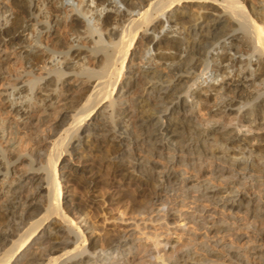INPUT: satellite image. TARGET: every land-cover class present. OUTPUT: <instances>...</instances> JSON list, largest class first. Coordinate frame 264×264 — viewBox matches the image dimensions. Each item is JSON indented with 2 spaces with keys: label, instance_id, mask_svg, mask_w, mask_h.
Here are the masks:
<instances>
[{
  "label": "bare ground",
  "instance_id": "obj_1",
  "mask_svg": "<svg viewBox=\"0 0 264 264\" xmlns=\"http://www.w3.org/2000/svg\"><path fill=\"white\" fill-rule=\"evenodd\" d=\"M8 112L0 264H264L260 246L225 242L223 255L205 259L148 231L146 220L125 233L93 209L117 177L140 191L116 202L149 222L264 239V0H0V113ZM84 149L108 173L73 165ZM176 165L197 177L182 178ZM62 177L85 198L63 192ZM186 198L190 212H170ZM204 202L241 212L236 228L209 219ZM156 203L164 214L151 217ZM134 230L144 237L130 238Z\"/></svg>",
  "mask_w": 264,
  "mask_h": 264
},
{
  "label": "rangeland",
  "instance_id": "obj_2",
  "mask_svg": "<svg viewBox=\"0 0 264 264\" xmlns=\"http://www.w3.org/2000/svg\"><path fill=\"white\" fill-rule=\"evenodd\" d=\"M71 1H73L74 3L77 2V0H65V3L68 4ZM7 6L11 7L9 4H7ZM67 9H68V7H67ZM60 28L58 30L60 32L59 35L61 36V38L63 40L65 39L64 40L65 42L70 43L72 40V37H70L71 31L67 27H64V26H62ZM49 40H50V38H48V36L45 38V35H42V41L43 42H46V44H48V43L50 44L52 42V39L50 42H49ZM67 40H70V41H67ZM82 41H83L82 38H80L78 40V42H82ZM138 43H139V39H137L135 47L138 45ZM136 49H138V47H136ZM138 56L139 55H137V57L135 58L134 63L142 64L143 61H145V59L144 60L142 59L140 61ZM86 62L87 63L89 62L88 64L90 65V63H92L93 60L91 58H88V60H86ZM93 63H92V65H93ZM153 64L157 65V63H154V62H153ZM133 67H135V65ZM158 67H159V69L161 68L160 66H158ZM161 71L163 73L165 72V70H163V69ZM204 77L205 76L200 77L199 80L201 81ZM207 82H211V80L209 81V79H207ZM134 92L138 93L137 90L133 91V93ZM134 95H135V93H134ZM126 105H127V103H125L124 106H126ZM130 114H133V112L132 113L130 112L129 115ZM3 117H6L9 120H13V114L10 112L0 113V118H3ZM241 132H243L244 135H246V137L249 136L248 132L245 131L244 128L241 129ZM21 145H22V147L25 146V144H21ZM89 154H90V152L88 150H85V149L82 150L81 152H77V154L72 156V164L77 166V167H85V170H87V171H86V173L84 172V175L90 174V170L92 172V170L96 171L99 168L104 173H108L109 170L107 169V167H108V166H106L107 164L104 161H102L104 164L101 163L102 164V166H101L99 164L98 158H96L95 156H91L89 158V156H90ZM87 155H88V157H87ZM158 163H159V165H164L165 161L163 159H158ZM175 170L179 176H181L184 179H188V180H190L191 178H195L198 175V173L195 170H191L188 167H183V166H179V165L175 166ZM79 175L80 174H78V173L74 174L75 177H77ZM107 181H108L107 184H105L102 189L98 190L97 193L100 194V197L98 195V201L96 202L98 204L93 209H95V210L97 209L96 214H97V217L99 218V220H102L105 215L109 216L107 218V220H105V223L109 226H113L112 224H114L115 228L123 230L126 233L129 230L134 229V226L132 225L133 221L140 222L141 220H146V224L148 226V231L159 233L161 239H168L169 241H173V240L177 239L180 244L190 246L196 254L203 256V258H205V259H210L211 258L210 256L214 255V254L215 255H218V254L223 255L224 252H223L222 246L225 242H232L235 246H239V247L260 246V248L264 251V239L260 238L259 235L250 236L251 235L250 231L240 230V232L244 233L242 236L243 238L241 240L235 242L232 239V236L227 235L226 233H217L216 235H214L213 232L207 231L206 229H202V228H196L193 225V223L185 222L183 220H181V221L179 220L175 224L170 223L168 226H163L161 224L159 225V223H157V222H149V221H147V218H148L147 214L131 213V212H128V210H125V208H126L125 206L128 204V203H126V199L125 200L122 199L120 202H116V200H118L119 198H122V196L125 194L131 198H134V197L138 198L139 197L138 194H139L140 189L137 187L136 184L129 183L127 181L121 182V181H119V178L117 179V177H114V178L109 177V179ZM65 182H66V180L64 179V177H62L61 178V185H63ZM209 184L213 185L217 188H223V186H224V184L221 181L215 180V179H210ZM65 186L66 187H64V189H62L63 192H65L66 189L70 188L72 194L77 195V197H80V196L83 197L84 196L83 198H85L86 195L79 188L74 187V185L70 186L69 182H66ZM171 194L172 193H168V194L166 193V195H168V196H171ZM111 195H113V197H116L117 199L113 198L111 201H108V198ZM103 198L107 199V201L103 202L102 201ZM123 200L125 202H123ZM178 202H179V200H178ZM183 204L184 205L182 206L177 202L173 203L172 206L174 208L170 212H175L176 209H179V210L185 211V212H190L195 205V203L192 200L187 199V198L185 200H183ZM203 205H204V209L211 213V215L208 217L209 219H219V218H223V219L226 218L227 219V218H229V220H231V222H233V224H231L232 228H236V224L239 223L238 218H240L242 216L241 212L229 211L225 208H220V206L219 207H213L211 204H207L205 202L203 203ZM153 209H154V211L150 214L151 217H157L158 215L164 214V210L162 209V206H160L157 203L153 205ZM110 216L111 217L112 216H118L120 218H123L124 220H117L114 222V221H112ZM168 220L172 221L171 219H168ZM133 232L134 233L131 236L129 235V237L136 239L135 241H137V238L139 239V238L144 237V235L143 234L141 235L139 233V231L134 230ZM215 240H217L219 243L215 244L214 243ZM199 242L200 243L201 242H207V243H209L210 246H208V248H200V246L198 245Z\"/></svg>",
  "mask_w": 264,
  "mask_h": 264
}]
</instances>
